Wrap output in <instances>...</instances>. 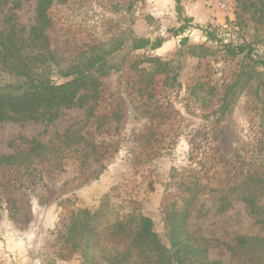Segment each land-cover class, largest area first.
<instances>
[{"label": "rangeland", "instance_id": "374dc122", "mask_svg": "<svg viewBox=\"0 0 264 264\" xmlns=\"http://www.w3.org/2000/svg\"><path fill=\"white\" fill-rule=\"evenodd\" d=\"M41 2L0 6V32L28 43ZM47 13L54 68L97 62L94 82L77 106L0 121V158H13L0 161V264H81L63 226L113 187L169 246L162 207L192 171L221 191L196 198L188 235L210 262L264 264V0H53ZM242 43L251 58L223 48Z\"/></svg>", "mask_w": 264, "mask_h": 264}, {"label": "trees", "instance_id": "16d2710c", "mask_svg": "<svg viewBox=\"0 0 264 264\" xmlns=\"http://www.w3.org/2000/svg\"><path fill=\"white\" fill-rule=\"evenodd\" d=\"M9 1L0 0V6ZM52 1L42 0L40 3L37 16L43 24L31 29L28 43L19 42L11 33L0 32V121H40L53 110L77 106L80 92L94 82L91 72L97 62L71 73L54 68L59 62L49 50L45 32ZM186 28L187 25H183L171 29L170 33L179 36ZM205 33L209 41L216 42L214 33L209 29ZM162 45L160 39L153 43L138 40L133 42L132 50L147 47L157 50ZM223 48L232 56L247 54L251 58L253 52L251 44L244 43L223 45ZM255 64L264 67L263 60ZM55 75L62 80L61 83ZM33 144V151L47 150L35 141ZM11 159L0 158V161ZM205 178V174L194 171L190 176L182 174L176 183V194H171L172 203L162 207L169 246L160 239L150 217L137 208L127 209L117 203L118 187L105 194L94 211L80 209L72 212L60 237L65 240L70 253L78 255L81 264H218L209 261L204 244L191 238L186 230L188 210L196 198L206 191H221L210 187Z\"/></svg>", "mask_w": 264, "mask_h": 264}, {"label": "built area", "instance_id": "2783aa9c", "mask_svg": "<svg viewBox=\"0 0 264 264\" xmlns=\"http://www.w3.org/2000/svg\"><path fill=\"white\" fill-rule=\"evenodd\" d=\"M221 2L223 3V2H225V0H221Z\"/></svg>", "mask_w": 264, "mask_h": 264}]
</instances>
